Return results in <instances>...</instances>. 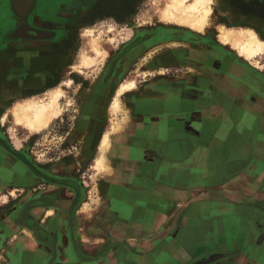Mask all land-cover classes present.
Wrapping results in <instances>:
<instances>
[{"label": "crops", "instance_id": "obj_1", "mask_svg": "<svg viewBox=\"0 0 264 264\" xmlns=\"http://www.w3.org/2000/svg\"><path fill=\"white\" fill-rule=\"evenodd\" d=\"M219 3L234 20L264 22V0ZM54 15L58 31V9ZM172 34L118 60L108 51L86 89L82 114L89 119L72 141L90 163L103 142L96 124L111 117L130 71L137 83L121 98L128 120L103 134L110 138L109 167L98 207L86 204V214L20 208L29 196L0 206V264H264V76L229 46ZM61 42H41L46 54L37 57L30 56V42L14 43L18 53L0 56L4 90L41 87L64 69L68 52ZM0 153V172L4 167L14 181L29 184L26 166ZM4 187L0 199H10ZM45 193L34 201L47 199ZM37 231L45 235L38 238Z\"/></svg>", "mask_w": 264, "mask_h": 264}, {"label": "rangeland", "instance_id": "obj_2", "mask_svg": "<svg viewBox=\"0 0 264 264\" xmlns=\"http://www.w3.org/2000/svg\"><path fill=\"white\" fill-rule=\"evenodd\" d=\"M171 1H32L30 8L32 7L34 25L40 26L42 29H39L38 36H36L40 40L30 42V56L37 57L46 54L45 49L42 48L44 45L42 46L41 42L61 39L63 47L68 52L66 55L68 61L64 69L56 71L43 86L35 89L21 92L6 91L3 82H0V149L5 154L2 153V157L9 156L23 164L25 163L24 165L32 178L25 187L19 186V183L12 178L13 172L3 167L0 172V180L2 181L0 183L5 186L4 193L8 195L11 192L12 195H10V199L1 198L0 206L16 204L24 196H29L28 201L22 204L20 208H83L86 204L90 207H98L102 194L100 185L104 168H101V170L95 166V171L93 166L95 158L101 150L99 149L97 156H93L91 162L87 163L83 157L84 149L77 140L72 141V133L82 120L89 119V117L82 114L85 112L82 105L87 97L86 89L90 86L93 75H98L100 70L97 71V69L100 64L106 61L110 55L109 53L118 60L140 45L146 43L153 45L158 40L172 39V32H176V35L186 34L187 37L196 42L223 44L220 40L221 30L219 29L222 26L237 31L253 29L264 39V22L248 19L245 16L234 20L232 19L233 16H230L231 12L227 10L228 6H222L219 0L210 2L213 13L203 32L194 31L183 23H173L164 17V11ZM15 2H18V0H0V31L4 32V36L0 39L2 41V43L0 42V56L6 53H9V55L18 53L17 47H12L11 43L6 44L8 45L7 49L2 46V44L7 43L9 36L11 37L9 33L14 32L17 27L16 21H14V13L26 15L25 12H16ZM34 2L35 5H33ZM57 9L58 31H56L53 23L55 16H53L52 21L47 20L45 17L49 11L54 15ZM62 16H64L63 19ZM30 20L32 21V18ZM49 21L52 22L51 26L48 23ZM65 26L67 31L60 32L59 28ZM24 31H29V29H22V32ZM174 39H178V37ZM93 41L99 43L101 50L104 52L103 56L97 57L92 48ZM229 47L231 50L234 49L233 52L240 57L234 47ZM47 48L56 50L55 47ZM108 51L110 52L108 53ZM49 55L50 53L47 54V57ZM86 55L91 57L94 63L82 67V60ZM249 63L254 70L264 76V53L249 61ZM94 68L96 70H93ZM133 79H135V74L130 71L125 77L127 82L120 86L111 102V117H108V121L107 117L106 119L102 117L96 124V127H100L98 129L101 133L100 141H102L104 132H107L110 126L113 131H119L125 123V113L117 111L115 102L120 101L121 108L124 109L121 101L123 94L137 89V83ZM129 85L134 87L126 89L120 94L119 91ZM57 91L62 92L59 99L61 115L54 118L48 127L33 132L17 122L14 113L19 105L32 100L40 103L45 102V100L48 101L51 94ZM120 115H122L121 121ZM252 123H255V120ZM27 165H29V168ZM18 167L16 174L24 177L25 169ZM10 183L18 184L8 186ZM77 188L78 190H76ZM63 191L69 194L73 193V199L68 200ZM45 192L48 193L47 199L34 201V198H38L39 194ZM39 203L48 206L40 207L38 206ZM25 220L27 219H24L23 222L29 225L27 223L30 222H25Z\"/></svg>", "mask_w": 264, "mask_h": 264}, {"label": "bare ground", "instance_id": "obj_3", "mask_svg": "<svg viewBox=\"0 0 264 264\" xmlns=\"http://www.w3.org/2000/svg\"><path fill=\"white\" fill-rule=\"evenodd\" d=\"M210 2H212V0H172L164 11V17L166 20L173 23H183L194 31L203 32L213 13ZM219 29L221 30L220 40L222 43L226 46L234 47L238 51L240 57L248 62L264 53V39L255 30L237 31L233 29L229 30L223 26ZM92 48L97 57L104 55L97 41H93ZM93 61L91 57L86 55L82 60V67L90 66L94 63ZM133 87V85L125 86L119 92L121 94L126 91V89H131ZM61 96L62 92L57 91L51 94L48 101L45 100V102L40 103L36 100H32L19 105L14 113L17 122L33 132L48 127L49 123L54 118H58L61 115V108L59 105ZM115 108L117 111H123L125 113V119H128V114L125 109L121 108L120 101L115 102ZM109 147L110 138L106 135L100 146L101 152L96 159L97 168H104L105 170V168L109 167L106 156ZM90 210V207L86 205L83 207L82 214H86ZM48 214H53V212L50 211Z\"/></svg>", "mask_w": 264, "mask_h": 264}, {"label": "flooded vegetation", "instance_id": "obj_4", "mask_svg": "<svg viewBox=\"0 0 264 264\" xmlns=\"http://www.w3.org/2000/svg\"><path fill=\"white\" fill-rule=\"evenodd\" d=\"M32 1H36V0H18V2H15V4H16V7H15L16 12H20V13H24L25 12L26 15L24 16L22 14L19 15L18 13H14V21H16L15 23H16L17 27H16L14 32L9 33L11 35V37L9 36L8 40L6 41L7 43H5V45L2 44V46H4L5 49H7L8 45H6V44H8V43H11V44L13 43L11 45L13 47L14 43H21V42H24V41L31 42L33 40H35V41L36 40H40V39L36 38V36H38L37 33H38L39 29H42V28L40 26H35L34 25L35 21H34V18L32 17L33 16V13H32L33 11L31 9L32 7L30 8V4L32 3ZM33 5H35V2H34ZM241 11L244 12V13L246 12L245 10H241ZM53 16H55L54 18L57 17V15H52L50 13V11H49V13H46V15H45L46 19L50 18L49 19L50 21H52L54 19ZM31 18H32V21L30 20ZM261 22L263 23V21H261ZM25 28L29 29V31L22 32V29H25ZM31 29H34V30H31ZM45 29H46V26H45ZM50 31H52V30H50ZM60 32H62V31L60 30ZM3 36H4V32L2 33L0 31V39ZM0 42L2 43L1 40H0ZM6 54L9 55V53H6ZM27 166L29 168V165H27ZM17 184L18 183H15V184L14 183L13 184L10 183V184H8V186L17 185ZM19 186H20V184H19ZM9 194H11V192H9ZM39 205H41V207L48 206L47 204H41V203H39ZM27 222H28V220H27Z\"/></svg>", "mask_w": 264, "mask_h": 264}, {"label": "water", "instance_id": "obj_5", "mask_svg": "<svg viewBox=\"0 0 264 264\" xmlns=\"http://www.w3.org/2000/svg\"><path fill=\"white\" fill-rule=\"evenodd\" d=\"M36 234H37L38 238H40V236H42V235H45L44 232H42V231H37ZM48 238H50V237L48 236Z\"/></svg>", "mask_w": 264, "mask_h": 264}]
</instances>
